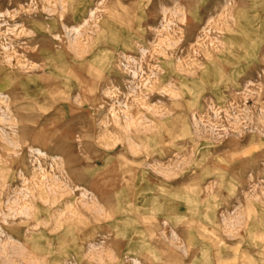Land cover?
I'll return each instance as SVG.
<instances>
[{"label":"rangeland","instance_id":"374dc122","mask_svg":"<svg viewBox=\"0 0 264 264\" xmlns=\"http://www.w3.org/2000/svg\"><path fill=\"white\" fill-rule=\"evenodd\" d=\"M0 264H264V0H0Z\"/></svg>","mask_w":264,"mask_h":264}]
</instances>
